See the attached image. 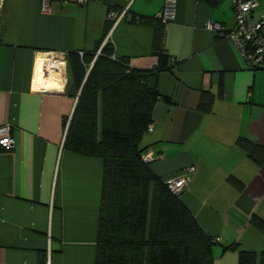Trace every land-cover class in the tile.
<instances>
[{"label":"crops","instance_id":"1","mask_svg":"<svg viewBox=\"0 0 264 264\" xmlns=\"http://www.w3.org/2000/svg\"><path fill=\"white\" fill-rule=\"evenodd\" d=\"M164 1L53 0L44 9V0H0V126L8 123L15 141L0 147V264L95 262L103 161L64 148L76 98L38 71L48 51L97 54L106 42L150 72L147 84L162 96L141 141L153 172L167 179L196 167L180 199L214 241L212 264H238L239 248L264 250V164L237 142L264 145V68L248 69L205 27L207 19L233 25L230 0H177L163 26L175 62L157 70L152 22ZM256 3L259 19L264 0Z\"/></svg>","mask_w":264,"mask_h":264},{"label":"trees","instance_id":"2","mask_svg":"<svg viewBox=\"0 0 264 264\" xmlns=\"http://www.w3.org/2000/svg\"><path fill=\"white\" fill-rule=\"evenodd\" d=\"M132 20L149 21L135 15ZM152 23L157 70L170 67L175 60L164 49V24L156 17ZM66 62L67 92L76 101L64 148L103 161L94 264H212V237L142 157L147 149L141 141L152 124L154 104L162 98L147 84L150 72L114 56L108 42L97 54L68 52ZM237 142L264 164V145L243 137ZM238 264H264V250L239 248Z\"/></svg>","mask_w":264,"mask_h":264},{"label":"built area","instance_id":"3","mask_svg":"<svg viewBox=\"0 0 264 264\" xmlns=\"http://www.w3.org/2000/svg\"><path fill=\"white\" fill-rule=\"evenodd\" d=\"M53 0H44V9H49ZM64 2L75 1L83 3L85 0H62ZM234 23L227 27L224 23L207 19L205 27L214 31L216 34L229 40L243 57L246 67L250 70H256L264 67V16L259 19L252 17V10L256 6V0H230ZM177 0H165L162 9L155 16L161 23L166 24L176 16ZM122 13L109 11L108 16L116 19L122 17ZM83 52H79L81 55ZM172 61L173 58H172ZM42 62V78H56L60 80L63 86L67 83V62L66 53L61 51H48ZM153 129L152 124L147 127V132ZM14 138L11 135L10 125L0 126V147L4 150L11 149L14 146ZM145 161L153 159L150 150L143 154ZM196 172L195 165H188L182 168L175 175L165 179L168 189L177 195H180Z\"/></svg>","mask_w":264,"mask_h":264},{"label":"bare ground","instance_id":"4","mask_svg":"<svg viewBox=\"0 0 264 264\" xmlns=\"http://www.w3.org/2000/svg\"><path fill=\"white\" fill-rule=\"evenodd\" d=\"M38 72L40 73L39 75L42 77V62H41V60H40V66H39V71ZM60 83H61L60 80H58L56 82L50 81L49 85H55V84H60Z\"/></svg>","mask_w":264,"mask_h":264}]
</instances>
